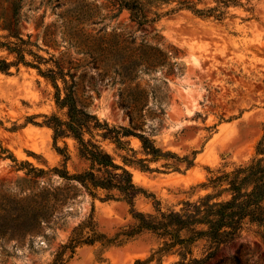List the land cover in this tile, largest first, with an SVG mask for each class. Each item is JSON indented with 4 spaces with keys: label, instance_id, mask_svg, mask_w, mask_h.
<instances>
[{
    "label": "rangeland",
    "instance_id": "rangeland-1",
    "mask_svg": "<svg viewBox=\"0 0 264 264\" xmlns=\"http://www.w3.org/2000/svg\"><path fill=\"white\" fill-rule=\"evenodd\" d=\"M106 2L21 0L17 33L32 42L29 48L40 56L27 54L25 59L38 63L43 71L55 68V62L72 70L77 77V104L110 124L129 126L127 111L119 105L120 96L136 91L140 97L147 92L146 103L138 101L136 105L140 108L136 114L145 118L141 130L136 131L165 152L193 159V164H175L174 158L168 157L152 162L153 171L130 167L132 179L154 195L162 210H179L183 202L214 192L207 187L211 177L255 156L264 129V0H240L242 6L230 7V15L221 22L184 9L160 16L143 28L129 22L125 9L110 19L83 21L84 13L95 18L103 14L101 5ZM171 6L154 5L151 10L161 13ZM10 15L7 2L0 0L1 41H17L2 28ZM109 33L120 46L160 40L178 50L179 69L163 77L159 69L147 73L140 65L135 79L124 82L116 67L100 63L95 55L87 58L85 66L77 44L88 42L96 54L100 39L111 40ZM0 58L11 61L14 56L0 48ZM157 87L169 96L160 106L152 93ZM54 91L50 80L31 65L19 63L0 72V146L17 159L13 162L8 152L0 149V209L14 214L10 230L0 241V264H134L148 258L161 242L148 231L127 240L116 237L114 244L84 242L92 236L91 229L111 238L132 225L125 201L103 200L102 190L93 197L80 184L56 174L25 175L27 167L18 169L19 161L43 168L64 166L70 174L85 167L73 139L57 140L56 146L68 156L64 161L54 146L51 128L32 123L42 122L43 115L63 118ZM129 143L140 151L137 138H130ZM102 145L114 154L112 144ZM227 197L223 193L219 199ZM26 206H43L38 224L15 220ZM133 207L155 213L151 197L138 195ZM191 256L206 258L203 264H264V224L245 223L232 239L216 247L199 239L191 246ZM178 261L179 256L169 252L159 264Z\"/></svg>",
    "mask_w": 264,
    "mask_h": 264
},
{
    "label": "trees",
    "instance_id": "trees-1",
    "mask_svg": "<svg viewBox=\"0 0 264 264\" xmlns=\"http://www.w3.org/2000/svg\"><path fill=\"white\" fill-rule=\"evenodd\" d=\"M11 10L10 20H4L2 28L8 32V37H15L17 41H1L0 48L13 54L14 59L7 61L0 58V72H8L11 66L19 63L31 65L38 72L48 78L54 88V102L59 110H63V118L56 114L43 115L42 122H32L36 125H44L52 130L54 146L59 154L67 160L64 149L56 146L59 138H71L76 144L77 154L85 167L79 172L70 174L62 167H35L27 161H19L18 169L25 170V175L43 176L46 173L56 174L65 180H71L80 184L91 196H96L97 190L104 191L103 200L121 199L130 206L133 224L118 231L114 237L107 238L104 233H98L91 229L92 236L84 240L92 244L96 241L114 244L116 237L123 240L132 238L143 231L153 233L161 242L153 250L150 256L144 260L137 259L134 264H149L153 260L159 264L162 257L169 253H176L179 261L175 264H203L206 258H194L191 256L192 244L203 239L214 247L232 239L245 223L261 226L264 224V129L255 148V156L246 164L239 165L231 171L215 175L209 179L207 187L214 192L198 197L194 201H185L179 210H162L159 201L154 195L137 185L132 179L130 167L140 171H153L152 162L160 159L174 158L184 163L187 167L193 164V159L187 156L180 157L171 152H165L154 144V141L137 129L141 130L145 118L137 115L140 111L136 107L138 101L146 103L149 94L142 93L138 97L135 91L130 96H120L119 105L128 114L129 126L110 124L106 119L99 118L95 113H89L80 107L75 99L76 76L72 70L65 69L55 62V68L41 70L38 63L27 61L25 56H40L32 52V42H26L19 36L16 30L21 0H4ZM174 3V4H172ZM173 5L166 11L159 13L152 11V6ZM104 9L100 16L83 14V21H97L95 19H110L116 17L125 9L129 12L128 20L137 28H143L154 23L160 16L170 15L184 9L201 18H211L221 22L230 15L229 8L242 6L240 0H107L101 5ZM13 21V24L12 22ZM153 30L157 31L155 28ZM109 42L100 39L96 48V54L92 52V45L81 42L77 47L85 60V66L89 63V56H97L100 63H111L119 70L124 82H131L138 73V66L142 65L144 72L152 73L160 70L163 77L176 73L180 62L177 60L178 50H171L160 40L145 42L135 46L132 42L120 46L119 41L109 33ZM103 36V35H102ZM113 36V37H112ZM103 38V37H101ZM174 49V48H173ZM37 62V60H35ZM105 67V66H104ZM106 70L102 73L106 75ZM60 82V84H59ZM153 97L158 106L168 101L167 91L157 87L153 90ZM27 122H31L27 120ZM2 122L0 121V125ZM137 138L141 149L136 151L130 146L129 139ZM102 142L113 145L114 154L107 151ZM8 157L13 162L17 159L7 149ZM196 154V151L193 152ZM173 164L172 166H174ZM226 193L227 198L219 199ZM138 195L151 197L155 213H145L136 210L134 199ZM14 214L0 209V241L10 230V217ZM43 215V206L24 207L15 220L24 224H38ZM121 243V241H119ZM118 243V244H119ZM1 257V256H0ZM1 261V258H0Z\"/></svg>",
    "mask_w": 264,
    "mask_h": 264
}]
</instances>
